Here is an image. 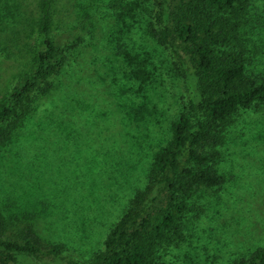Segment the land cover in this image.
I'll return each mask as SVG.
<instances>
[{
    "label": "rangeland",
    "instance_id": "rangeland-1",
    "mask_svg": "<svg viewBox=\"0 0 264 264\" xmlns=\"http://www.w3.org/2000/svg\"><path fill=\"white\" fill-rule=\"evenodd\" d=\"M52 1L53 35L76 44L0 147V214L85 262L146 184L192 90L151 34V0ZM39 22L37 0H0V100L31 72ZM240 33L247 74L264 80V0H246ZM221 133L207 165L221 182L198 187L182 241L153 264H233L264 247V104L239 108Z\"/></svg>",
    "mask_w": 264,
    "mask_h": 264
},
{
    "label": "trees",
    "instance_id": "trees-1",
    "mask_svg": "<svg viewBox=\"0 0 264 264\" xmlns=\"http://www.w3.org/2000/svg\"><path fill=\"white\" fill-rule=\"evenodd\" d=\"M52 2L37 0L40 22L31 72L0 100V147L31 114L36 93L67 64L76 44L57 42ZM151 4V34L170 49L192 91L172 123L171 140L154 155L146 184L129 200L103 249L85 262L64 255L62 243L45 242L30 230L14 231L0 214V264H153L160 248L182 241L181 221L193 210L191 199L198 187L221 182L207 166L214 160L208 149L222 143L221 127L235 111L264 104V80L247 74L252 61L240 36L246 0H151ZM233 264H264V247Z\"/></svg>",
    "mask_w": 264,
    "mask_h": 264
}]
</instances>
